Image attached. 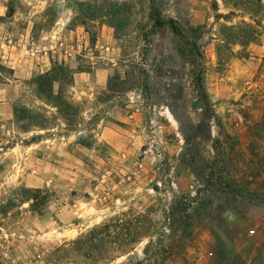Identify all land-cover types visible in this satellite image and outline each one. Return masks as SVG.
Returning a JSON list of instances; mask_svg holds the SVG:
<instances>
[{
  "label": "rangeland",
  "instance_id": "374dc122",
  "mask_svg": "<svg viewBox=\"0 0 264 264\" xmlns=\"http://www.w3.org/2000/svg\"><path fill=\"white\" fill-rule=\"evenodd\" d=\"M154 1L168 18L216 23L212 0ZM148 7L0 0V65L12 71L0 83V264H48L55 245L110 217L160 210L198 189L202 219L187 261L167 264H264V27L249 57L232 58L223 71L216 43L205 47L217 114L210 135L177 42L167 27L153 29ZM56 63L71 80L32 83ZM60 86L81 125L60 118ZM74 130L92 136L91 148ZM183 134L195 159L182 156ZM197 176L222 185L201 186Z\"/></svg>",
  "mask_w": 264,
  "mask_h": 264
},
{
  "label": "trees",
  "instance_id": "16d2710c",
  "mask_svg": "<svg viewBox=\"0 0 264 264\" xmlns=\"http://www.w3.org/2000/svg\"><path fill=\"white\" fill-rule=\"evenodd\" d=\"M147 1L153 29L156 31L167 27L177 42L175 52L190 72L192 87L201 102V115L204 121L209 122L207 127L211 135V123L213 119L216 120L217 114L205 85V75L212 67L205 47L210 43H216L217 71L226 69L232 58L247 59L251 45L259 43L263 35L264 0H212L211 9L216 22L214 25L219 24L216 31L214 25L208 22L194 24L188 19L168 18L158 10V7L156 8L154 0ZM219 1L229 9L228 14L220 12ZM238 13H243L244 19L234 23L233 19ZM244 16H248V19ZM221 20L226 22L221 23ZM236 47L239 49L236 50ZM11 72L0 65V83ZM68 79H72L70 69L56 63L49 72L34 78L32 83L40 89ZM61 94L60 86L57 95L53 96L54 106L60 118L69 126L77 123L81 125L77 116L80 114L79 107ZM22 112L26 113L28 110ZM74 131L80 133L78 143L91 148L92 136L86 134L84 130ZM183 135L187 146L182 156L195 159V150L188 147L190 139L187 134ZM226 135L231 137L229 134ZM205 153V156L201 157L203 161H209L210 151L207 150ZM197 178L201 186L213 188L222 185L211 180L203 182L199 176ZM224 184H226L223 186L224 189H231V185ZM155 189L158 190V187ZM201 193L202 191L198 189L195 196H175L169 206L160 210L151 206L144 211L130 210L118 213L81 233L76 239L55 245L49 253L47 262L48 264H112L118 260H122L121 264H167L176 260L185 262L202 219L198 206Z\"/></svg>",
  "mask_w": 264,
  "mask_h": 264
}]
</instances>
